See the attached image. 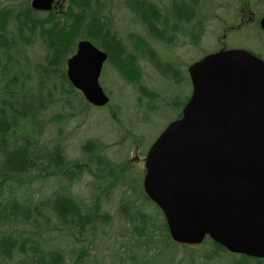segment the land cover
I'll return each instance as SVG.
<instances>
[{
    "label": "trees",
    "instance_id": "obj_1",
    "mask_svg": "<svg viewBox=\"0 0 264 264\" xmlns=\"http://www.w3.org/2000/svg\"><path fill=\"white\" fill-rule=\"evenodd\" d=\"M224 1L185 0L176 13L185 30H193L199 21L205 27L213 19L223 20L225 28L221 9L230 27L244 8L250 14L264 8V0H233L240 5L235 17ZM61 2V9L45 12L35 10L31 0H0V264H180L195 255L203 261L223 256L226 248L210 237L191 255L181 249L189 246L171 238L142 176L133 177L129 165L111 160L106 142L85 139L77 157L68 150L80 126L73 121L99 108L70 82L68 58L81 39H89L108 53L115 72L134 90L150 89L136 60L147 44L121 33L116 20L126 17L160 37L168 27L160 0ZM259 18L249 21L256 31ZM86 177L88 196L74 189ZM115 189L120 198L112 211L106 204ZM206 248L210 252L201 253ZM226 264L264 259L234 254Z\"/></svg>",
    "mask_w": 264,
    "mask_h": 264
},
{
    "label": "water",
    "instance_id": "obj_2",
    "mask_svg": "<svg viewBox=\"0 0 264 264\" xmlns=\"http://www.w3.org/2000/svg\"><path fill=\"white\" fill-rule=\"evenodd\" d=\"M58 2L31 6L51 11ZM107 58L81 39L67 60L70 82L94 106L110 99L100 83ZM189 74L192 96L149 148L144 190L175 242L210 237L230 252L264 258V59L246 48L220 49Z\"/></svg>",
    "mask_w": 264,
    "mask_h": 264
},
{
    "label": "rangeland",
    "instance_id": "obj_3",
    "mask_svg": "<svg viewBox=\"0 0 264 264\" xmlns=\"http://www.w3.org/2000/svg\"><path fill=\"white\" fill-rule=\"evenodd\" d=\"M133 3L137 4V1ZM224 3L230 8L227 12L228 15L235 16L239 13V3L236 5L233 0H227ZM62 4L59 1L57 7L61 9L64 6ZM244 9L242 12L246 16L243 21L240 17H237V21L231 24L230 27L228 24L231 21L226 16V11L223 9L218 10L224 18H227L228 24L224 28L222 27L223 20L214 19L211 21L209 31L203 39V44L208 47L209 51L219 49L217 47L221 45L220 41H222L228 47H245L257 53L260 52L264 58V32L261 30L256 31L255 26L247 21V18L254 11L250 14L247 8ZM255 14L259 18L264 14V8L259 14ZM126 15L127 17H133L129 11L126 12ZM128 20L126 17H120L116 20L120 32L136 34L142 31V26L136 25L135 22L130 23ZM196 55L192 51H185V57L188 61ZM150 57L153 60L154 67L151 70L149 66H145L143 75L146 82L152 86L151 89L141 87L142 90H134L133 86L125 82L111 69L107 70V74L104 73L102 79L100 78L101 83H103V79H106L107 90L111 92V95L107 93L112 97V102L104 107L93 108L83 120L73 121L72 124H75L76 127L80 126L75 131V135L68 146L72 157L80 155L82 141L87 138H98L110 146V152L106 151V153L111 160L123 163L126 166L129 165L133 177H144L142 171L149 146L171 120L177 118L178 112L192 92V84L188 78V66L181 71L183 79L178 80L176 71L165 66L162 61H159L158 57L151 54ZM123 150L125 152L121 153ZM132 175H127L126 181H130ZM89 179V177L81 179L74 186V189L82 195L88 196ZM119 196L120 193L115 189L110 201L106 204L110 210L113 211L116 207ZM114 223H119V221ZM125 229L126 226L122 228V230ZM203 245H207L206 242ZM180 248H185L187 254L191 255L200 246H182ZM208 252H210L208 248L201 251L203 254ZM232 255L234 254L226 251L223 256H216L204 261L199 258L200 256L195 255V257H189V261L183 259L180 264H226L227 260L232 259Z\"/></svg>",
    "mask_w": 264,
    "mask_h": 264
},
{
    "label": "flooded vegetation",
    "instance_id": "obj_4",
    "mask_svg": "<svg viewBox=\"0 0 264 264\" xmlns=\"http://www.w3.org/2000/svg\"><path fill=\"white\" fill-rule=\"evenodd\" d=\"M184 2L185 0H160V3L162 4V14L165 17L164 21L168 23V27L165 29L164 32L162 31L163 32L162 36L160 37L157 36L155 32L153 30L151 31L150 29L146 30V32L143 35H139V32L134 34V37L136 39L140 38L141 42L147 44L145 52L142 54H138L136 57V60H138V63H140V67H142V71L144 70L145 66H149L151 70L154 67L153 60L150 57L151 54L158 57L160 59L159 61H162L165 64V66H167L173 71H176L178 73V80H181L183 79L181 76V71L185 70L187 66H188L187 68H189L191 64L202 59L207 54L215 52L221 49L222 47H224L225 44L222 41H220L221 45L217 47L219 49L214 51H209L208 47H205V45L203 44V39L206 37L209 31V24L214 19L211 20L210 23L208 22V24L205 25V27L202 26L201 22L199 21V24L195 26V29L193 30L188 29L189 31L185 30L186 23H184V20L179 19L176 13V10L181 6V4H185ZM198 10H199L198 8L197 10H195L196 14L198 13ZM255 16L256 15L252 13V15H250L247 18V21H250L251 19L255 18ZM196 19L194 18V21ZM243 19L244 16L242 17V20ZM126 33L128 34V36L130 35L129 32ZM137 45L138 47L139 45L141 46L140 43H137ZM186 50L192 51L197 55L194 56L192 60L188 61L187 58L185 57ZM146 55L148 56L149 59H146L144 57ZM108 69H111L113 72H115L114 67L110 64L109 55L107 60L105 61L101 77H103L104 73L107 74ZM188 78L190 79L189 75ZM103 86L105 87V89L108 87L106 79L105 80L103 79ZM108 93L110 94V92ZM185 104L183 105L179 115L182 114V110Z\"/></svg>",
    "mask_w": 264,
    "mask_h": 264
},
{
    "label": "bare ground",
    "instance_id": "obj_5",
    "mask_svg": "<svg viewBox=\"0 0 264 264\" xmlns=\"http://www.w3.org/2000/svg\"><path fill=\"white\" fill-rule=\"evenodd\" d=\"M141 28H142V31L139 32V35H143V34L146 32V30H147V29L144 28V27H141Z\"/></svg>",
    "mask_w": 264,
    "mask_h": 264
}]
</instances>
